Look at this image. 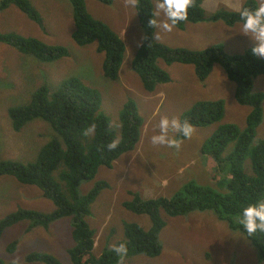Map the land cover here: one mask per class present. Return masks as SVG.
<instances>
[{"label": "trees", "instance_id": "trees-1", "mask_svg": "<svg viewBox=\"0 0 264 264\" xmlns=\"http://www.w3.org/2000/svg\"><path fill=\"white\" fill-rule=\"evenodd\" d=\"M87 1L70 0L75 26L72 36L77 44H93L103 54L104 77L108 85L115 87L127 56L126 44L121 34L108 22L89 11ZM100 1L107 4L113 2ZM155 1L137 0L136 5L144 37L131 57V64L139 73L144 88L153 91L158 82L170 79L161 60L194 64L200 80H205L214 65L220 64L236 83L237 100L251 106L245 127L234 122L218 124L202 143V154L212 157L218 173L223 176V179H215L223 189L192 179L171 196L143 197L138 191H132L133 198L125 201L124 205L135 213L148 216V225L141 221H124V235L114 243H126L128 251L122 261L108 244L96 253V229L89 218L93 214V204L110 183L101 179L91 183V186L86 184L95 180L101 166L112 167L124 153L136 147L141 139L144 119L137 101L130 98L119 112V118L115 121L117 123L113 122L112 113L104 109L102 88L87 84L79 74L73 73L56 82L50 80L42 83L33 90L27 102L9 107L11 124L15 130L20 131L38 119L50 125L53 135L30 159L8 157L0 160V176L11 175L22 183L38 186L43 196L51 199L55 207L48 211L18 207L0 218V236L19 223H27V230L31 231L38 227L49 228L58 220L68 217L73 239L67 248L70 264H126L127 259L140 254L150 257L162 254L164 242L161 235L169 217L187 216L197 210L210 209L220 219L227 220L229 228L242 232L235 222L242 206L264 197V136L258 139L256 136L264 117V91L254 86L255 78L264 74V58L253 55L252 46L242 53L232 54L226 49L224 41L198 50L173 47L158 41L154 36L157 28L148 23L155 12ZM255 3L256 0L242 2L245 6H254ZM12 5L44 26V16L32 0H0V12ZM220 20L235 26L239 23V16L236 9L227 7L210 12L204 6V0H193L187 20L176 26L185 28L188 22L216 23ZM0 42L32 55L39 61L52 62L70 55L64 44L47 43L17 31H0ZM225 109L222 98L201 99L185 110L180 119L187 120L192 126L212 125L223 119ZM93 124L95 130L85 135L86 129ZM110 124H119V127H109ZM117 137L120 140L118 147L108 150L107 144ZM248 158L250 163L247 169L245 161ZM85 186H88L87 189ZM244 235L257 249L259 260L264 261V233L258 232L252 237ZM17 244V240L13 241L9 246L12 250L9 251H15ZM25 261L63 264L53 253L41 250L26 254ZM0 264L16 263L0 257Z\"/></svg>", "mask_w": 264, "mask_h": 264}, {"label": "rangeland", "instance_id": "rangeland-1", "mask_svg": "<svg viewBox=\"0 0 264 264\" xmlns=\"http://www.w3.org/2000/svg\"><path fill=\"white\" fill-rule=\"evenodd\" d=\"M32 1L44 16V26L12 5L0 12V31H17L47 43L64 44L70 55L52 62L39 61L32 55L0 42V160L8 157L30 159L53 135L50 125L38 119L20 131L15 130L11 124L9 107L27 102L33 90L44 82H56L65 76L79 74L87 84L102 88L104 109L112 113L113 122L119 118V112L130 98L137 101L144 119L141 139L136 147L124 153L112 167L101 166L95 180L86 184L91 186V183L101 179L110 183L93 204V214L89 218L96 229V253L106 244L113 245L124 235L125 220L141 221L148 225V216L135 213L124 205L125 201L133 198L132 191H138L143 197L171 196L192 179L223 189L219 181L215 180L223 179V176L218 173L212 157L202 154V143L218 124L234 122L245 127L251 106L237 100L236 83L220 64H215L211 74L205 80H200L194 64L161 60L170 79L158 82L153 91H148L131 64V57L144 37V29L137 14V0L135 3L133 0H113L111 4L88 0L89 11L108 22L121 34L126 44L127 56L120 73V82L112 87L103 74V54L93 44L81 46L74 41L72 32L75 26L70 0ZM243 1L204 0V6L210 12L219 7L237 9ZM157 19H165L162 12ZM205 22H188L185 28L175 26L170 32L157 27V40L173 47L197 50L224 41L226 49L232 54L242 53L253 45L246 35L238 33L240 23L229 26L223 20ZM254 86L264 91V74L255 78ZM219 98L224 99L226 108L225 116L219 122L193 126L189 138L179 139V148L150 143V137L158 133L156 125L161 116L181 118L194 102ZM256 136L257 139L264 136V117ZM249 163L248 158L245 161L246 168ZM18 207L48 211L55 204L43 196L38 186L22 183L11 175H1L0 218ZM27 228V223H19L0 236L1 258L8 262L15 261L16 264H37L25 261V256L31 251L41 250L53 253L63 264L71 263L67 248L73 239L68 217L58 220L49 228L38 227L31 231ZM161 239L164 249L160 256L140 254L127 259L126 264H264V261L259 260L257 249L251 241L241 231L229 228L228 221L220 219L210 209L197 210L187 216L169 217ZM15 240L18 241L16 250L9 251L12 250L10 244Z\"/></svg>", "mask_w": 264, "mask_h": 264}, {"label": "clouds", "instance_id": "clouds-1", "mask_svg": "<svg viewBox=\"0 0 264 264\" xmlns=\"http://www.w3.org/2000/svg\"><path fill=\"white\" fill-rule=\"evenodd\" d=\"M193 0H156L155 12L151 14L148 23L153 28H160L164 32H170L180 22L188 18V10ZM135 3V0H133ZM239 16L240 30L238 33L246 35L252 42L251 53L264 58V0H256L254 6L241 4L236 9ZM161 12L165 19L158 20ZM155 38H159V33H154ZM158 133L150 137L152 145H163L169 148H179V137L189 138L193 132V126L187 120L179 117L169 118L161 116L158 124ZM109 127H119V124H110ZM95 125H90L85 135L92 133ZM120 143L119 137L112 139L107 144L108 150H114ZM235 222L240 226L242 232L248 237L261 232L264 233V197L257 198L254 203L242 206ZM119 257L120 261L127 254L126 243L110 245Z\"/></svg>", "mask_w": 264, "mask_h": 264}]
</instances>
